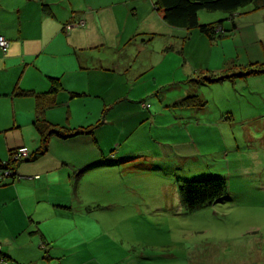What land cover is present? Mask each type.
I'll use <instances>...</instances> for the list:
<instances>
[{"label": "rangeland", "instance_id": "obj_1", "mask_svg": "<svg viewBox=\"0 0 264 264\" xmlns=\"http://www.w3.org/2000/svg\"><path fill=\"white\" fill-rule=\"evenodd\" d=\"M37 1L0 0V31L18 25V9L22 12L20 21L27 27V10ZM70 1L72 10L90 14L93 27L89 41L96 44L91 53L105 60L103 65L111 73L96 88L105 89L109 99L123 91L124 86L128 92L112 105L107 99H90L91 114L81 108L83 99L90 97L71 98L73 125H96L104 116V121L109 117L116 125H99L95 141L89 144L56 149L61 153L68 150V156H73L70 158L75 161L77 173L71 182L66 177L69 171H63L56 163L59 152L51 149L38 161L22 164L21 169L27 168L30 174L60 168L55 180H50L58 184H53L50 192H37L28 181L24 205L34 219L28 216L26 225L12 239L11 228L0 226L3 252H11L20 264H198L201 258L202 264H215L211 260L216 262L219 255L227 261L225 264H232L229 258L233 256L237 257L234 264L242 261L241 257L254 264L256 261L248 260L251 251L257 248L264 252V73L220 83L205 82L209 85L199 88L187 81L203 75L229 76L226 70L234 65L243 68L264 63V6L245 7L234 16L201 11V24L222 21L221 28L227 36L211 42L194 31L185 49L179 51L159 46L160 38L156 39L155 34L132 37L159 62L141 79L127 81V75L116 73L115 65L124 62H118L114 49L119 43L123 46L129 42L130 34H136V30H157L153 19L137 21V16L150 15L146 2ZM41 3V8L49 4L44 0ZM75 3L81 9H75ZM125 21L127 27L123 25ZM81 22L84 21L78 23ZM136 69L137 65L130 72L136 74ZM189 69L195 71L185 79L183 75ZM132 88L135 90L129 94ZM149 89L153 90L149 96L138 95ZM188 92L207 101V106L190 114L174 107ZM96 101L107 105L102 108L105 115ZM164 102L170 105L168 113L160 111ZM152 104H157L159 110ZM143 110L150 117L159 114L158 124L146 125ZM191 116L202 121L198 123ZM18 132L10 131L16 141L21 137ZM33 139V135L28 137L31 145ZM185 142L190 143V151L182 146ZM198 148L201 152L197 154ZM84 151L96 166L82 177ZM98 159L105 162V167L97 164ZM210 177L226 179V200L194 212L187 210L180 194L181 184ZM38 230L45 236V244Z\"/></svg>", "mask_w": 264, "mask_h": 264}, {"label": "crops", "instance_id": "obj_2", "mask_svg": "<svg viewBox=\"0 0 264 264\" xmlns=\"http://www.w3.org/2000/svg\"><path fill=\"white\" fill-rule=\"evenodd\" d=\"M44 1H47L51 5L53 15L45 14L41 8L42 0H38V3H36L35 6H29V10H27V15L30 18L27 27H24L23 22L20 21L22 12L18 9L17 14L15 15V17L18 16V25L16 24L14 28L12 27L9 30H6L3 27L2 31H0V36H5L10 41L7 53H4L0 48V160L3 162L10 160L12 151L27 148L30 152H34L40 147V136L36 130V123L40 119L36 110V97L33 94L24 97L18 96L15 93L16 89L17 91L25 90L33 91L36 94H43L50 91V77L60 79L63 89L57 96V105L46 110L45 118L52 124L66 126L69 129L93 125L85 124V122H79L78 124L73 125L74 108L71 101V98L73 97H71V95H76L78 97L83 95V98L90 97L89 99L86 98L87 100L83 99V105L81 108L86 114H91L93 113V109L90 107V102H92L90 99H107L106 102L109 103V105H112V102L115 99H121L120 97H124L128 92L126 88L127 86H124L123 91H120L119 94H115L113 99H109L110 96H106L105 89L99 88L98 90L96 88L98 83L106 82L105 80L110 77L111 73H108L107 70L109 68H106L103 65L105 60L98 59L93 52L91 53V51L96 48V44H91L89 41L91 28L93 27L90 18H88L90 14L85 13L83 10L79 12L72 10L74 8L70 0H63V2L61 0H54V2L53 0ZM148 1L149 0H144V2H146L144 6L148 9L150 15L137 16V21L145 17H148L151 20L153 19V23L157 30L150 33L136 30V34H130L131 39L129 42L123 46H120L119 43L117 48L114 49L118 53V62L120 60L124 62L121 65H115L118 66L116 67V73L119 74L118 76H122L123 74L127 75L129 78L127 81H132L136 78L141 79L150 71V67L154 68L159 62L157 58H153L152 55H149L150 50L145 45L138 44V41L133 40L132 37H135L138 34H155L156 39L160 38L157 40L159 46H162L167 50L179 51V49H185L186 43L191 35L190 32L184 34L183 30L169 26L163 20L162 13L155 10L153 1L150 0V3H147ZM65 2L67 4H65ZM76 3L75 9H81ZM97 19L99 18L97 17ZM80 20L84 21L85 24L81 25L84 22H81V24L78 23ZM68 23H73V25ZM123 25L127 27L128 24L125 21ZM17 27L18 31L16 29ZM118 27L116 28L118 29ZM97 30L100 31L98 28ZM181 37L183 38L182 41ZM110 49H112V47H110ZM115 62H117V60H115ZM136 65L138 66V69H136L138 72L132 74L130 71ZM122 71L126 72L122 73ZM194 71L195 70H190L183 76L185 79L190 78ZM17 74L20 76L18 77ZM77 83H80V85ZM82 84L84 85L81 86ZM207 85L209 84L203 86ZM134 90L135 89L132 88L129 91V94H132ZM151 91L153 90H144L138 95L142 97L149 96V92ZM186 95H190L189 92L179 99H183ZM177 97L181 96L178 95ZM96 102L100 107V111L103 113L104 110H102V108L107 105H102V101ZM152 105L156 111L159 110L157 104ZM167 106L169 107L170 105H168V103L160 105V111L168 113L166 110L168 108ZM191 111L192 110H188L187 114H190ZM142 113L145 115V120L148 121L146 122V125L150 124L153 126L158 124L157 118L159 114H156L155 116L151 115L150 117L149 115H146L145 111ZM197 114L198 116L200 115V113ZM192 118L195 119L194 116ZM109 119V117H106V120L102 125H109L111 123L116 125V122H111ZM195 121L200 123L202 119L197 118ZM163 122H166V120H163ZM143 124L144 122L140 123V125ZM11 130L19 131L18 133L21 134L19 140L16 141V135H12V133H10ZM33 130H35V132ZM150 133L151 131H149V134ZM31 135H33L34 138L32 140V145L28 141V137ZM56 138L54 137V139L51 140L50 149L53 152H59L56 163L62 167L63 171H69L68 176L66 177H69L71 182L72 177H74L73 174L77 173L75 161L70 158L73 156H68V150L66 153H61V150L57 151L56 149L60 148V146L70 148L86 142L89 144L94 141L95 133L94 138L88 136H80L69 140ZM182 146L186 148L187 146H190V143L185 142ZM188 149L189 147H187V151H190ZM197 151H199L196 152L197 154L201 152L199 148ZM87 154L88 153L85 154V151L81 153L83 156L82 165H84V163L87 164L84 165V168H81L80 175H82V177L90 174L87 171L94 170L96 166L94 161L91 162L87 157ZM188 156L185 158L196 157ZM98 160H100V162H97V164H101L105 167V162H102V159ZM21 167L22 164L18 168V179L16 181L11 182V180H9L6 183L0 184V226L7 227L6 225H8L11 228L9 230L11 239L24 225H26L28 216L30 219H34V216L30 217L28 208L24 205L25 190L30 187L28 181L33 184L30 188L35 189L37 192H44L45 190L50 192L53 190V184H58L54 183V181L51 182L50 180H55L54 175H56V172L60 169L40 170L43 172L30 174L27 168L21 169ZM84 172L86 174H84ZM40 175L43 176L41 177ZM78 176L79 174L76 178L79 180ZM44 177L47 179V182H44ZM76 198L75 195V200ZM12 225H16L17 227L15 226L14 228ZM39 233L42 242L45 244V236L40 231ZM47 249L45 250L47 251V255H49L50 252L49 249ZM1 252L4 256L7 255L16 260L11 252L5 254L3 248H1ZM263 254V251L255 248L251 251L248 260H250L251 263L256 261L254 264H261L264 258ZM220 258H222V260H220ZM234 258L237 257L233 256L232 258H229L232 260V264H234ZM241 260L242 261L235 264H250L249 262H246L243 257H241ZM211 262L215 264L227 263L226 260H223L221 255H219V258L216 257V262L213 260H211ZM197 263L202 264V258Z\"/></svg>", "mask_w": 264, "mask_h": 264}, {"label": "trees", "instance_id": "obj_3", "mask_svg": "<svg viewBox=\"0 0 264 264\" xmlns=\"http://www.w3.org/2000/svg\"><path fill=\"white\" fill-rule=\"evenodd\" d=\"M155 10L162 13L163 20L171 27L186 30L187 32L197 31L201 36H204L211 42L226 37V32L221 28L222 21L210 24H201L199 13L203 10L209 12H223L230 16L249 6H254L255 9L264 6V0H152ZM42 10L47 15H53L52 7L50 4L43 5ZM72 24L73 23H68ZM67 24V25H68ZM5 37V36H4ZM7 38V37H6ZM9 41V40H8ZM10 42V41H9ZM10 46V45H9ZM9 49V48H8ZM3 51V50H2ZM8 51V50H7ZM4 52V53H7ZM245 69V70H244ZM226 73L221 76H199L191 77L187 83L193 87L199 88L205 82H223L227 79H235L240 76L259 75L264 73V63H251L243 66H232L226 70ZM50 91L43 94H36L33 91H15L16 95L24 97L28 95H35L36 97V110L39 116V121L36 123V130L40 136V147L30 152V156L25 159H16V151L11 152V158L7 162L0 160V172L5 173L8 171L10 175L0 179V184L11 182L18 179V168L23 163H32L39 160L50 150V143L54 137L61 140H69L80 136H88L94 138L95 130L99 125L103 124L104 117L96 125L88 127H80L69 129L66 126L55 125L48 122L45 118V112L48 108L57 105V96L62 91L63 85L58 78L50 77ZM205 83L204 85H206ZM72 97H76L73 95ZM181 111L187 110H203L207 106V101L192 93L181 100H178L173 105ZM105 115V113H103ZM95 141V138H94ZM27 149V148H26ZM180 194L184 206L189 211H196L211 206L217 202L226 200L229 195L228 185L226 179L223 177H210L201 180L185 181L181 184ZM2 258L13 264H20L11 257L0 253Z\"/></svg>", "mask_w": 264, "mask_h": 264}, {"label": "built area", "instance_id": "obj_4", "mask_svg": "<svg viewBox=\"0 0 264 264\" xmlns=\"http://www.w3.org/2000/svg\"><path fill=\"white\" fill-rule=\"evenodd\" d=\"M9 45H10V42L8 41V39L4 36H1L0 37V48L4 52H6L9 48ZM29 156H30V151L26 148L19 149L15 155L16 159H25V158H28ZM8 175H10L8 171H5V173L0 172V179ZM0 253H1V247H0ZM0 264H13V263L7 261L5 258H2V256H0Z\"/></svg>", "mask_w": 264, "mask_h": 264}]
</instances>
